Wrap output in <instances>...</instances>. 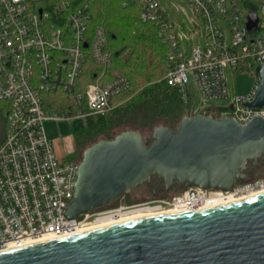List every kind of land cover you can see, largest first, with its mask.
I'll return each mask as SVG.
<instances>
[{"label":"built area","instance_id":"2783aa9c","mask_svg":"<svg viewBox=\"0 0 264 264\" xmlns=\"http://www.w3.org/2000/svg\"><path fill=\"white\" fill-rule=\"evenodd\" d=\"M165 1L127 0L124 5H138L141 21L153 24L168 46L165 80L185 105L191 103L192 75L203 99L231 98L226 106L205 107L202 115L232 117L243 125L264 117V107L243 105L254 101L262 80L256 69L264 65V0H185L190 23L201 24L205 38L190 54L184 41L191 30L176 13L177 5ZM92 5L93 0H0V251L106 228L134 216L203 210L264 194V177H258L229 192L197 187L161 191L166 195L137 205L110 204L72 220L64 216L75 197L81 161L59 155L45 122L81 119L86 124L90 116L112 111L114 99L131 85L125 76L106 80L112 63L109 35L102 23L90 27ZM251 13L258 23L249 30ZM88 58L101 75L83 89ZM228 69L253 77L252 87L232 97ZM55 93L68 97L72 110L48 108L46 96Z\"/></svg>","mask_w":264,"mask_h":264},{"label":"water","instance_id":"95a60500","mask_svg":"<svg viewBox=\"0 0 264 264\" xmlns=\"http://www.w3.org/2000/svg\"><path fill=\"white\" fill-rule=\"evenodd\" d=\"M247 27L258 23L248 15ZM264 60V56H263ZM262 80L250 108L264 107ZM257 75V74H256ZM264 160V117L190 115L176 129L157 127L101 140L83 154L68 220L108 206L152 178V195L182 188L231 191ZM0 264H264V194L185 213L152 216L0 251Z\"/></svg>","mask_w":264,"mask_h":264},{"label":"trees","instance_id":"16d2710c","mask_svg":"<svg viewBox=\"0 0 264 264\" xmlns=\"http://www.w3.org/2000/svg\"><path fill=\"white\" fill-rule=\"evenodd\" d=\"M126 1L93 0V20L90 27L104 24L109 35L108 49L112 53L106 80L125 76L131 85L128 91L114 99L115 107L112 111L90 116L86 124L75 133V153L88 149L101 140H112L128 130H137L146 139L147 135H151L149 143L157 127L176 129L185 116L194 113L191 103L186 106L180 92L165 80L168 46L159 39L153 24L141 21L138 5L133 2L124 5ZM100 75L101 68L88 58L81 80L82 88L95 82ZM56 94L62 93L49 94L46 101L51 105V110L57 112L62 107L58 108V100L51 98ZM2 105L4 103L0 102V106ZM152 189L153 187L148 194L152 195Z\"/></svg>","mask_w":264,"mask_h":264},{"label":"rangeland","instance_id":"374dc122","mask_svg":"<svg viewBox=\"0 0 264 264\" xmlns=\"http://www.w3.org/2000/svg\"><path fill=\"white\" fill-rule=\"evenodd\" d=\"M162 1L166 3L165 0ZM170 2H173L175 5H177L178 11L176 13L183 20V22L187 26V29L191 30L189 36L184 41V47L186 51L189 53L194 46L199 44L204 45L205 38L202 36L201 24H198V26L196 27L194 26L193 23H190L189 19L192 18L193 16L190 6L187 4V2L185 0H170ZM195 22L197 23V21ZM223 26L226 30L227 35L230 37L231 33L229 27L226 25V23H224V21H223ZM227 74H228V83L232 97L234 96L235 93L247 92L254 83V78L246 73L241 72L239 74H234L230 69H228ZM189 88L192 93L191 105L193 111L197 115L201 114L205 109V107H222L230 104L231 98L229 100L203 99L198 91V88L195 83V79L192 75H190L189 77ZM52 97L58 100L56 106H58V108L62 107L61 109H59V111H57V113H61L65 109L72 110L71 102L66 96L62 94H56L51 96V98ZM48 108H52L50 104L48 105ZM84 125L85 124L81 119L48 120L45 122L44 127L46 133L53 140L56 151L58 153L59 151H62L65 154L66 161H79V160L82 161L80 157H83V154L87 150V148L81 150V152L78 151L77 153H75L77 147L75 145L74 137H75V133L79 131ZM147 136L148 138H150L151 135H147ZM148 138L146 139L147 143L149 140ZM73 150H75V152L71 153ZM258 177H264V166L257 168L256 172L250 179H254ZM184 189L185 188H182L177 192H181ZM160 195L161 194H157L156 196H160ZM156 196H153L150 193L148 194V191L142 188H137L125 194L123 197L119 198L115 202H113L111 206L118 207V206L137 205L140 203L147 202L155 198Z\"/></svg>","mask_w":264,"mask_h":264},{"label":"flooded vegetation","instance_id":"af4514ba","mask_svg":"<svg viewBox=\"0 0 264 264\" xmlns=\"http://www.w3.org/2000/svg\"><path fill=\"white\" fill-rule=\"evenodd\" d=\"M74 152H75V150H73L72 153H74ZM261 166H264V160H261L260 163H259V165H258L257 167L251 165V170L254 171V172H256L257 168H259V167H261ZM161 182H162L161 179H159L158 177H155V178H152V180H151L149 183H147V184L141 186L140 188H142V189H144V190H146V191H149L150 188H152V187H154V186L160 184ZM174 192H176V191H175V190H172V191H170V192H166V193H167V194H172V193H174ZM160 193H161V192H160ZM160 193H158V194H160Z\"/></svg>","mask_w":264,"mask_h":264},{"label":"bare ground","instance_id":"6f19581e","mask_svg":"<svg viewBox=\"0 0 264 264\" xmlns=\"http://www.w3.org/2000/svg\"><path fill=\"white\" fill-rule=\"evenodd\" d=\"M235 202H236V201H235ZM147 217H151V216H147V215L134 216V217H132V218H127V219H125V220H123V221L117 222V224H118V223H123V222H125V221L138 220V219H143V218H147ZM114 224H116V223H114ZM107 227H109V226H107Z\"/></svg>","mask_w":264,"mask_h":264},{"label":"crops","instance_id":"0c3cea01","mask_svg":"<svg viewBox=\"0 0 264 264\" xmlns=\"http://www.w3.org/2000/svg\"><path fill=\"white\" fill-rule=\"evenodd\" d=\"M243 93H245V92H243ZM72 152H73V151H72ZM72 152H71V153H72ZM59 155H60L61 157L66 158L65 154H64L62 151H59Z\"/></svg>","mask_w":264,"mask_h":264}]
</instances>
